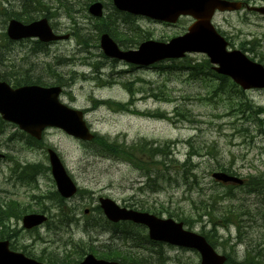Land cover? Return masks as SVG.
<instances>
[{"label": "rangeland", "instance_id": "rangeland-1", "mask_svg": "<svg viewBox=\"0 0 264 264\" xmlns=\"http://www.w3.org/2000/svg\"><path fill=\"white\" fill-rule=\"evenodd\" d=\"M59 1L0 0V74L6 73L13 78L41 76L48 82L53 75L59 76L63 84L60 101L82 110L86 123L97 136L127 146L139 140L151 141L157 145L165 144L169 150L162 159L163 164L158 167L159 175L152 173L148 176L129 164L97 156L93 146L85 148L80 141L56 129H47L39 148L29 149L24 144L26 137L17 128L0 122V153L6 156L0 160V198H14L30 211L39 207L37 200L32 199L34 195L55 191L50 172L45 168L48 166L45 158L47 148L59 155L81 191V194L65 200L61 208L62 215H67L71 224H60L57 217L61 210L57 208V202L46 199L40 201L47 202L45 214L48 220L35 232L23 230L20 220L9 221L11 229L18 231L17 251L24 247L34 256L43 252L44 257H71L74 249L64 246L70 238L72 242L85 244L86 254L90 245L102 250L111 242L110 233L97 228L87 236L83 231L84 224L98 222V213L92 210L99 197H106L121 207L138 209L135 207L138 205L148 212L163 210L160 215L163 219L169 218L164 213L166 210L174 215L183 212L190 215L191 232H210L211 243L219 254L242 262L249 253L250 258L257 257V264L264 261V209H261L264 208V90L243 92L228 78L225 81L214 78L210 65L201 66L207 60L201 54L185 57L196 66L192 70L171 62L163 63L162 69H132L123 62L109 60L99 47L101 26L98 23L110 26L107 20L105 25L101 21L106 19L105 15L117 12L111 1L100 0L105 7L101 21L87 12L93 1L61 0V4ZM66 5L69 7L67 11L64 9ZM15 14H19L21 19L44 17L55 32L69 34V39L40 44L39 47L32 39L8 43L5 31L10 15ZM132 18L131 21L126 20L128 23L121 19L117 22V26L124 29L132 40L145 35L146 39L168 41L182 35L191 24L186 17L170 25L143 17ZM212 24L228 42V49L241 50L244 43L246 51H241L264 65L263 20L260 22L253 17L241 20L234 14H217ZM111 30L115 39L123 43L124 34ZM133 46L131 44L129 49H134ZM100 80L110 81L105 84ZM216 87H219L217 92L214 91ZM127 88L134 94L133 98H130ZM94 100L130 103V108L141 113L162 112L168 117L162 120L114 113L107 106L94 108ZM246 103L251 105V109ZM238 105H242V109H238ZM192 150L195 154L189 156ZM188 159L190 163L181 167ZM221 166L231 168L234 174L247 182V186L240 189L212 180L211 174L221 170ZM21 167L40 170L26 180L20 176L18 182L14 173ZM249 176H253L255 181H249ZM35 184L37 191L29 187ZM213 194L220 198L229 194V198L219 204H230L237 212H245L239 228L231 223L211 231L206 217L197 220L200 212L197 210L198 202L207 203ZM19 209H22L21 205ZM144 243L142 238L141 244ZM114 244L124 250H132L129 248L132 246L130 240ZM150 247L162 256L159 264L199 262L198 254L192 250L163 244ZM152 262L156 263L155 258Z\"/></svg>", "mask_w": 264, "mask_h": 264}, {"label": "water", "instance_id": "water-1", "mask_svg": "<svg viewBox=\"0 0 264 264\" xmlns=\"http://www.w3.org/2000/svg\"><path fill=\"white\" fill-rule=\"evenodd\" d=\"M113 5L122 12L148 17L152 20L175 23L180 16H190L195 21L187 32L171 39L168 43L147 41L136 51L122 52L108 37L102 35L100 47L105 56L123 60L138 66H148L165 59H179L186 53H203L209 57L213 70L230 77L243 90L251 88L264 89V68L248 60L240 51H227L226 42L216 33L210 23L215 9L232 10V3L221 0H112ZM89 13L102 16V4L93 3ZM10 39L36 37L41 42L66 39L55 36L45 19L23 26L11 22L8 28ZM61 90L58 87L41 88L24 86L11 89L6 83H0V115L3 120L11 122L20 130L35 139H40L46 127L62 129L68 135L84 141L92 140L82 120V113L69 109L58 100ZM51 174L62 198H70L76 187L67 175L58 156L49 151ZM212 178L223 183L241 185L238 178L224 173H213ZM100 209L107 220L112 223L131 221L144 225L149 238L171 246L193 249L200 255L199 264H225L226 257L217 254L204 237L187 231L182 223L172 219H159L154 215L121 208L107 198L99 199ZM45 221L41 215H28L23 218V225L31 229ZM0 264H40L28 260L21 254L10 252L7 242H0ZM80 264H118L98 261L88 256Z\"/></svg>", "mask_w": 264, "mask_h": 264}, {"label": "trees", "instance_id": "trees-1", "mask_svg": "<svg viewBox=\"0 0 264 264\" xmlns=\"http://www.w3.org/2000/svg\"><path fill=\"white\" fill-rule=\"evenodd\" d=\"M58 1V0H57ZM63 1H67V0H63ZM90 1H95V0H90ZM80 2V0H79ZM78 2V4H80ZM59 3L61 4V0L59 1ZM67 3V2H65ZM64 3V4H65ZM87 3H85L86 5ZM65 11L69 10V7L66 5L64 6ZM115 13L117 12H113V13H109L106 15V19L105 20H100L101 22H103V24L105 25L106 20L108 21L110 26H103L102 24L98 23L101 28L99 29L100 32H107L110 33V35L112 37H114V35L112 34V29L120 31V33L124 34V42L122 43V45L125 48H128L131 46V44L136 45L138 44L141 40L146 39V36L143 35L141 37H134L136 38V40H132V37L126 36V33L123 31L124 29L119 28L117 26V22L118 19H121L123 21V23H128L126 20H130L131 18L130 16L126 15V14H119L117 13V15H115ZM112 14V15H110ZM136 28V27H134ZM137 29V28H136ZM115 38V37H114ZM242 49L244 48V44H242L240 46ZM180 64H182L185 68H188L189 70L195 69V65H192L186 58L180 61ZM200 66V65H198ZM201 66L205 67H209V64L207 62V60H204L201 64ZM53 73V72H52ZM212 74V73H211ZM212 76L214 78L220 79L222 81H225L226 78L224 77H220L217 75L212 74ZM8 80L7 82L12 83L13 87H18L20 85H28V84H38L41 86H51V85H56V86H62L63 84L61 83V78L59 76L53 75L51 82H48L47 79H43L41 76H21V77H15L13 78L11 75H7L6 73L0 74V79L5 81ZM128 89V93L133 96L134 94L132 93V91ZM215 92L219 91V87H216ZM101 104H106L108 105V107L114 111H127L128 110V106L127 105H122V104H114L111 102H95L94 105H101ZM246 106L248 107V109H251V105L249 103H246ZM242 105H238L237 108L238 109H242ZM158 117L162 118L163 115L158 114ZM264 133V132H263ZM27 140H29L32 143H36L34 140H32L31 138H27ZM40 145V144H38ZM89 146H93V149L95 151V154L97 156H101V157H111L117 160H122V161H127L128 163H130L134 168L138 169L139 171L143 172V173H147L148 176H151V174H155V175H159L157 172L160 171V169L158 167H161L160 165L163 164L162 159H164L166 157V155L168 154V146L165 144H156L155 142H147V141H142L139 140L136 143H133L129 146L125 145V144H121L118 143L117 141H109V139L105 138V137H97L92 144H90ZM105 154V155H104ZM194 150H192L189 153V156L194 155ZM159 159V160H158ZM161 159V160H160ZM189 159L184 162L183 164H181V167L186 166L187 164H189ZM40 165V164H38ZM36 167V166H35ZM170 167V166H169ZM45 169V168H43ZM231 168H225L224 166H221V170L228 172L230 174H233L230 171ZM35 170V172H34ZM40 169H29V168H24L23 173L20 175L21 177L24 178V180H26L29 177H32L37 171H39ZM161 173V172H159ZM19 176V177H20ZM192 177L194 178L195 175H192ZM254 179L253 176H249L248 180H252ZM248 181V182H249ZM255 180H252V182H254ZM247 184V182H246ZM254 193V192H251ZM229 194H225L223 196V198L218 197V194H213L209 197L207 203H203L201 201L198 202L199 208L197 210H199L200 212H198L197 214V220L200 221L199 219L201 217H206V223L208 225H210L211 231L216 230V228H224L225 226L227 227L229 224L234 223V225L239 228V225L241 224V218L242 215L245 214V212H237L236 210H234V206L231 207L232 205L230 204H219L221 202H223V200L225 198H229L228 197ZM46 198H48L51 201L57 202V208L61 210L62 205H63V200H61V198H59V196L56 194L55 191H49L47 193ZM218 204V207H217ZM39 208H38V212H45V202H40L39 204ZM20 204H18V202L16 201H1L0 200V240L2 239H7V240H11L12 243H16V239H17V235H16V231L14 229L10 228V225L8 223V221H10L11 218H15V219H19L23 214L26 213V209L22 208L19 209ZM139 207V206H138ZM141 210L143 209L142 207H139ZM264 209V208H261ZM96 211L99 212L98 208L95 209ZM148 211V210H147ZM256 211V209H255ZM61 213H63V210L60 211ZM163 210H154L151 211L150 213L156 215V216H160L162 214ZM164 213H167L169 218H177L178 221L182 222L185 226L189 227V229L192 227L191 226V222L189 219L190 215H186L183 212H180V214L178 215H174L173 213H170L169 211L166 210V212L164 211ZM200 213V214H199ZM100 218L98 220V224L101 229H105L108 231H111V235H112V240L114 242H127V240H130L132 246H130L129 248H131L132 250H124L123 247L121 246H116L113 244H111L110 246L106 247V250L104 251H98L97 249H90L89 252H91L94 255H98L99 258H103V259H107V260H117L119 262H121L122 264H159V260L160 258H162V256H159V253L154 251L153 249H150L151 252H148L146 255L144 254V251H141L140 249H144V244H149L151 246H160V244H156V243H152L149 242L147 240V237L145 236L143 230L137 226H133L129 223H120V224H111L109 222H107L106 220H104L101 217V213L99 212ZM195 215L193 216V219ZM62 217L58 218L59 220ZM196 220V219H195ZM192 221V220H191ZM130 231V232H129ZM202 235L205 236V238L208 240L209 243H211V237H210V232L204 233L203 231H201ZM138 235H139V239L140 242L138 241ZM144 238L145 243L141 244V239ZM121 240V241H120ZM212 244V243H211ZM64 246H69L71 247V249H74V256L68 257L67 255L63 256L62 258H56L55 256H48V257H44L43 256V252L41 257L47 259V261L55 263V264H77V262L80 261V257H81V253L79 251H81L82 247L80 246L79 243L76 242H72L71 238L70 240H67L64 244ZM247 258L245 260H243L242 262H238L234 259H231L230 257L227 256V263L226 264H257L255 262V260L257 259V257H252L250 258L249 253L246 254ZM41 257H37L40 260H43V258ZM160 257V258H159ZM155 258V262H152V259ZM260 264H264V261H262Z\"/></svg>", "mask_w": 264, "mask_h": 264}, {"label": "flooded vegetation", "instance_id": "flooded-vegetation-1", "mask_svg": "<svg viewBox=\"0 0 264 264\" xmlns=\"http://www.w3.org/2000/svg\"><path fill=\"white\" fill-rule=\"evenodd\" d=\"M239 3L240 9L237 12L240 16H244L245 18H250V16L258 17L264 21V15L258 14L256 12L248 10V6H256L260 8H264V0H234Z\"/></svg>", "mask_w": 264, "mask_h": 264}, {"label": "bare ground", "instance_id": "bare-ground-1", "mask_svg": "<svg viewBox=\"0 0 264 264\" xmlns=\"http://www.w3.org/2000/svg\"><path fill=\"white\" fill-rule=\"evenodd\" d=\"M131 115H134L135 116V114L134 113H131ZM137 116V115H136ZM36 142V141H35ZM24 144L29 148V149H38L39 148V143L38 142H36V143H32V142H30L29 140H27L26 139V141L24 142ZM105 155V154H104ZM6 156L5 155H3L2 153H0V160H2V159H4ZM45 157H47L48 158V156L47 155H45ZM105 159H108V157H105ZM24 168L25 167H21L20 168V170H19V172L18 171H16L15 173H14V178L15 179H17L18 180V182L20 181V175L23 173V171H24ZM45 194H43L42 196H44ZM130 232V231H129Z\"/></svg>", "mask_w": 264, "mask_h": 264}]
</instances>
